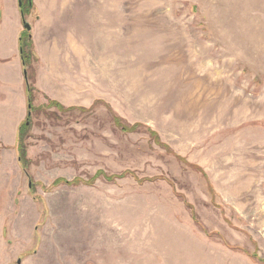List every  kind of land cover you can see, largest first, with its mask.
<instances>
[{"label":"rangeland","instance_id":"374dc122","mask_svg":"<svg viewBox=\"0 0 264 264\" xmlns=\"http://www.w3.org/2000/svg\"><path fill=\"white\" fill-rule=\"evenodd\" d=\"M32 3L0 264H264V0Z\"/></svg>","mask_w":264,"mask_h":264},{"label":"crops","instance_id":"0c3cea01","mask_svg":"<svg viewBox=\"0 0 264 264\" xmlns=\"http://www.w3.org/2000/svg\"><path fill=\"white\" fill-rule=\"evenodd\" d=\"M21 30L18 0H0V91L3 101V104L0 103V131L7 122L12 124L15 118L18 120L14 114L19 115V122L22 119L21 110L25 108V85L18 44ZM10 101L18 102L15 113Z\"/></svg>","mask_w":264,"mask_h":264},{"label":"trees","instance_id":"16d2710c","mask_svg":"<svg viewBox=\"0 0 264 264\" xmlns=\"http://www.w3.org/2000/svg\"><path fill=\"white\" fill-rule=\"evenodd\" d=\"M32 7H33L32 0H18V8H19V12L21 15V21H23V19L25 20L26 15L31 11ZM30 37L31 35L27 31L26 32L23 31L20 34L19 54H20V61H21L23 76H24V85H25L27 103H28V106H30V109H32V97H33V91L35 89H34V85H32L34 81L33 80L34 74L33 72H30V68H31L30 66L33 63V61L35 62L37 60V55L32 50L33 46H32V43H31L32 41ZM52 103L59 109H62L59 103H56V102H52ZM115 122L121 124L122 131L124 132H133L136 130L135 126L122 123L121 119L119 118L115 119ZM28 129H29V126L27 125L26 122H24L22 125H20L18 134H17V157L19 158V161L22 162V164L25 166L28 163L27 158H26L27 153H26V145H25V140L26 138H28L27 137ZM150 135L158 144H160L157 138V135L155 133L150 132ZM166 150L168 151L169 148H166ZM113 178H118V176H113ZM113 178L109 180L112 181ZM63 182L65 184L67 183L63 179H57L53 182V186L60 185ZM79 183H80V180L77 179V180H74L71 184L75 186V185H78Z\"/></svg>","mask_w":264,"mask_h":264},{"label":"water","instance_id":"95a60500","mask_svg":"<svg viewBox=\"0 0 264 264\" xmlns=\"http://www.w3.org/2000/svg\"><path fill=\"white\" fill-rule=\"evenodd\" d=\"M22 25H23L24 29L30 31L31 26L26 22V20L23 19V21H22ZM19 263H20V261H18V264H19Z\"/></svg>","mask_w":264,"mask_h":264}]
</instances>
